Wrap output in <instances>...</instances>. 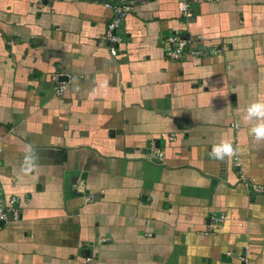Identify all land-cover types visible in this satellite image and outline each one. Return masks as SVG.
<instances>
[{
    "label": "crops",
    "instance_id": "0c3cea01",
    "mask_svg": "<svg viewBox=\"0 0 264 264\" xmlns=\"http://www.w3.org/2000/svg\"><path fill=\"white\" fill-rule=\"evenodd\" d=\"M125 1L0 0V197L20 198L0 264H264V141L244 120L264 99V0H190L188 21L134 0L110 55ZM172 34L211 52L168 59ZM222 137L239 153L220 162Z\"/></svg>",
    "mask_w": 264,
    "mask_h": 264
},
{
    "label": "built area",
    "instance_id": "2783aa9c",
    "mask_svg": "<svg viewBox=\"0 0 264 264\" xmlns=\"http://www.w3.org/2000/svg\"><path fill=\"white\" fill-rule=\"evenodd\" d=\"M197 1H208V0H197ZM134 4V0H128L122 2L118 5L111 6L113 10V17L108 20L102 36L103 41L108 46L109 54L115 55L116 48L115 44L120 42V37L115 33L116 27L124 19L126 14L131 10ZM105 6H110L108 3ZM176 9L183 20L188 21L193 15L192 3L190 0H176ZM163 55L168 59H178L184 54L190 55L192 57H201L210 54L203 45H201L200 40L192 38L189 36H181L177 34H172L166 37L163 41ZM59 73L53 72L50 76L52 91L54 95L60 96L63 92L65 82L59 79ZM171 138V136L169 137ZM1 151V146H0ZM153 157L161 158L162 152L159 150L153 151ZM251 190L254 192H262L264 188L261 186L253 185ZM20 218V198L16 196H5L0 197V222H16ZM222 219L221 216L214 218V223L212 226L216 225ZM239 259L244 262L243 255L239 256Z\"/></svg>",
    "mask_w": 264,
    "mask_h": 264
},
{
    "label": "clouds",
    "instance_id": "9594fccd",
    "mask_svg": "<svg viewBox=\"0 0 264 264\" xmlns=\"http://www.w3.org/2000/svg\"><path fill=\"white\" fill-rule=\"evenodd\" d=\"M244 120L251 125L249 133L253 139L264 141V99L253 100L247 105ZM238 153V146H235L232 140L222 137L212 145L209 156L213 160L222 162L226 158L238 155ZM37 162L36 149L29 145L25 150L23 160L24 173H30L37 166Z\"/></svg>",
    "mask_w": 264,
    "mask_h": 264
},
{
    "label": "water",
    "instance_id": "95a60500",
    "mask_svg": "<svg viewBox=\"0 0 264 264\" xmlns=\"http://www.w3.org/2000/svg\"><path fill=\"white\" fill-rule=\"evenodd\" d=\"M60 79H62L61 76H60ZM0 224H2V222H0Z\"/></svg>",
    "mask_w": 264,
    "mask_h": 264
}]
</instances>
